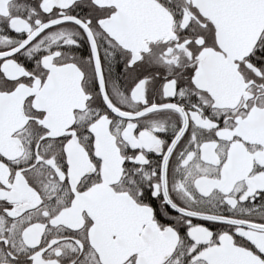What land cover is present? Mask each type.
Returning <instances> with one entry per match:
<instances>
[{"label": "snow or ice", "instance_id": "6c2138e0", "mask_svg": "<svg viewBox=\"0 0 264 264\" xmlns=\"http://www.w3.org/2000/svg\"><path fill=\"white\" fill-rule=\"evenodd\" d=\"M0 264H264V0H0Z\"/></svg>", "mask_w": 264, "mask_h": 264}]
</instances>
